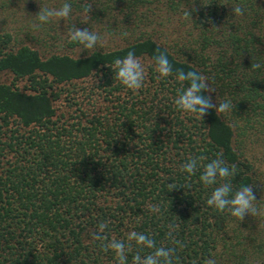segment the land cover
Returning <instances> with one entry per match:
<instances>
[{
	"label": "trees",
	"instance_id": "16d2710c",
	"mask_svg": "<svg viewBox=\"0 0 264 264\" xmlns=\"http://www.w3.org/2000/svg\"><path fill=\"white\" fill-rule=\"evenodd\" d=\"M257 24V36L249 31L224 45L203 38L194 26L196 37L181 31L168 47L144 36L85 49L76 58L43 57L28 46L0 51V76L31 82L29 93L0 83V142L6 140L0 147V264H117L115 254L92 239L101 222L108 225L109 239L127 244V234L137 231L157 247H175L173 264L210 258L216 264H264V216L246 214L240 221L218 212L206 201L225 181L205 186L202 167L191 177L180 170L191 158L204 157L203 165L222 153L229 167L236 165L227 181L233 193L250 185L258 207H264V169L250 154L254 147L264 150V31ZM68 47L84 49L70 42ZM129 51L148 63L138 91L128 90L106 67ZM158 52L173 66L169 77L155 71ZM252 63L261 67L252 70ZM177 70L205 75L216 90L205 95L214 103L230 100L232 109L210 111L202 120L178 110L175 98L187 84L176 79ZM98 76L95 92L106 104L89 103L90 115V108L76 103L74 85ZM53 84L68 87L62 94ZM61 96L67 106L78 107L74 117L57 115ZM171 183L178 187L170 191ZM150 251L132 242L128 264L137 252Z\"/></svg>",
	"mask_w": 264,
	"mask_h": 264
},
{
	"label": "rangeland",
	"instance_id": "374dc122",
	"mask_svg": "<svg viewBox=\"0 0 264 264\" xmlns=\"http://www.w3.org/2000/svg\"><path fill=\"white\" fill-rule=\"evenodd\" d=\"M141 1V2H139ZM65 2L72 5V13L67 19H56L49 23L34 28L39 22L35 19L40 7H60ZM0 0V51L16 50L21 46H28L36 50L40 56L47 57L52 54H65L71 57H79L85 49H71L68 47V31L76 26L80 29L88 28L103 34L104 42L96 47H108L118 44L132 43L144 36H149L157 44L166 46L177 41L181 31H192L196 37L198 27L204 33L203 38L210 39L216 44H225L253 32L260 34L254 28V21H260L257 27H263L264 31V0ZM90 4L92 10L89 15L84 14V6ZM241 5L245 9L243 16H234L232 6ZM189 10L191 18L185 19L184 12ZM256 10L261 11L257 16ZM259 19V20H258ZM110 26L122 30L123 34L107 33ZM215 27L216 29H214ZM9 37V38H8ZM235 39V41H236ZM264 41V38L262 39ZM95 47V48H96ZM94 48V49H95ZM94 49L87 50L90 52ZM145 68L148 63L141 61ZM99 76L87 78L76 82L74 88L78 92L74 95L76 103H82L83 107L90 108L93 102L99 108L106 104L102 96L96 94L99 85ZM0 83L17 88L20 91L31 89L29 79H17L11 74L5 73L0 76ZM41 85L36 88L40 89ZM68 86L54 85L53 91L62 92ZM93 96L96 101H89L85 96ZM64 96L56 103L57 115L74 117L78 107L67 106ZM71 102V104H73ZM69 112V114H65ZM92 115V110H89ZM4 139L0 142L2 146ZM254 153L253 163L264 169V150L254 147L250 154Z\"/></svg>",
	"mask_w": 264,
	"mask_h": 264
},
{
	"label": "clouds",
	"instance_id": "9594fccd",
	"mask_svg": "<svg viewBox=\"0 0 264 264\" xmlns=\"http://www.w3.org/2000/svg\"><path fill=\"white\" fill-rule=\"evenodd\" d=\"M234 16H243L245 9L237 4L232 6ZM92 10L90 4L84 6V14L89 15ZM72 13V5L65 2L60 7H40L35 19L39 22L33 27L37 28L42 24L49 23L56 19H67ZM184 18H191L189 10L184 12ZM216 29L215 27H213ZM70 43L82 45L84 49H94L98 43L105 41V37L101 34L90 31L88 28L80 29L73 26L67 33ZM155 71L159 78H166L172 75L173 66L168 57L164 53L156 54L153 57ZM115 74V79L118 80L124 87L131 91H138L142 88L145 81V66L134 52L129 51L127 55L120 59L117 58L111 65H106ZM261 67L258 63H252L251 69H259ZM176 79L182 84L186 82L187 87H181L178 90V95L175 98V106L178 110L184 113L196 114L199 119L208 114L210 111L224 114L229 112L233 105L228 99L223 101L213 102L211 95L205 93H212L216 90L212 88L208 82V78L197 71H183L177 70ZM204 157H194L187 160L181 165V172L186 173L189 177L195 175L200 167L202 173L199 176L200 182L205 186L217 185L218 181H225L219 183V186L214 187L206 203L209 207L214 208L218 212L227 211L232 217L238 218L242 221L246 214L251 216H264V207H258L256 203V196L253 192V187L250 185H242L233 193L232 184L228 181L229 177H234L236 172V165L229 167L222 159V153L218 154L215 159L210 160L206 164L201 165ZM178 186L175 183L168 184L170 191L176 189ZM151 210L155 213L159 211L156 205L151 206ZM106 222H101L98 225L97 231L92 233V239L99 241L104 251L111 250L115 254L117 264H128L127 251L132 247V242L141 248L151 249L147 255L141 256L137 252L132 258V264H173V259L176 254L175 247L156 246V242L150 236L143 232L131 231L127 234L126 244L124 240L109 239L105 235L107 228ZM169 238L173 239V243L180 245L181 242L172 237L169 232ZM182 246V245H181ZM204 264H216L215 259H207Z\"/></svg>",
	"mask_w": 264,
	"mask_h": 264
}]
</instances>
